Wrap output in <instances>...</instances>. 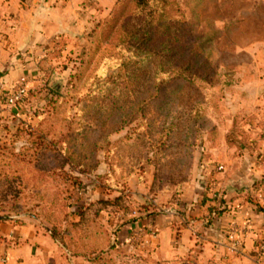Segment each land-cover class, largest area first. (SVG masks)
<instances>
[{
    "label": "rangeland",
    "instance_id": "rangeland-1",
    "mask_svg": "<svg viewBox=\"0 0 264 264\" xmlns=\"http://www.w3.org/2000/svg\"><path fill=\"white\" fill-rule=\"evenodd\" d=\"M161 3L153 25L124 0L0 59V219L51 234L63 264H148L122 238L132 220L213 186L225 135L252 148L264 125V0Z\"/></svg>",
    "mask_w": 264,
    "mask_h": 264
},
{
    "label": "crops",
    "instance_id": "crops-1",
    "mask_svg": "<svg viewBox=\"0 0 264 264\" xmlns=\"http://www.w3.org/2000/svg\"><path fill=\"white\" fill-rule=\"evenodd\" d=\"M117 1L0 0V59L80 33L96 17L108 15ZM262 111L254 123L264 124ZM250 138L252 148L225 143L218 149L224 163L211 170L213 186L204 189L193 181L169 211L130 225L129 235L122 233L129 251L148 261L189 257L200 264H256L258 245L264 244V125ZM233 229L242 239L236 252L229 240ZM61 253L40 229L0 221V264H63Z\"/></svg>",
    "mask_w": 264,
    "mask_h": 264
},
{
    "label": "trees",
    "instance_id": "trees-1",
    "mask_svg": "<svg viewBox=\"0 0 264 264\" xmlns=\"http://www.w3.org/2000/svg\"><path fill=\"white\" fill-rule=\"evenodd\" d=\"M122 2H124V0H118L115 4V6L112 8L111 11H113L114 9H116ZM158 0H134V14L131 16V21H136L137 19L141 18L143 14H145L148 18L147 22L150 25L154 24V19H155V14H156V4H157ZM161 5L162 7H164V9L162 10L163 12L166 11L167 7L170 5V0H161ZM168 21H171L168 20ZM173 21V20H172ZM175 22V21H174ZM66 37V36H61V38ZM129 39V43L133 42L134 40L135 42V46L138 48V51H146L149 47V45L154 42V38H152V36H148V38H128ZM196 46H194V48H192V51H195ZM231 138V134L228 133L227 135H225V140L227 142V145L230 147H237L239 148V144L240 142H232ZM243 139V138H240ZM99 204H103V205H109V200H100ZM139 218H134L132 220V222H136ZM0 221H2V219H0ZM51 235V234H50ZM52 239L55 241V238L51 235ZM148 264H195L198 263L195 260H191L189 257H184V258H178L174 261H148L145 260Z\"/></svg>",
    "mask_w": 264,
    "mask_h": 264
},
{
    "label": "built area",
    "instance_id": "built-area-1",
    "mask_svg": "<svg viewBox=\"0 0 264 264\" xmlns=\"http://www.w3.org/2000/svg\"><path fill=\"white\" fill-rule=\"evenodd\" d=\"M24 90H20L16 95L9 98V102L11 104L17 103L19 100L22 99V96L24 95ZM229 240L231 242V249L233 252H236L242 247V239L237 236L236 230H232V232L229 235ZM256 264H264V244L260 243L258 245V251H257V259Z\"/></svg>",
    "mask_w": 264,
    "mask_h": 264
}]
</instances>
